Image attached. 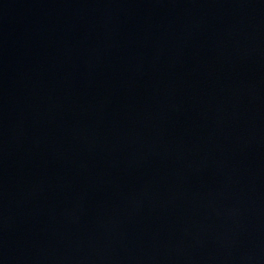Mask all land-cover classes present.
<instances>
[{"label": "water", "instance_id": "water-1", "mask_svg": "<svg viewBox=\"0 0 264 264\" xmlns=\"http://www.w3.org/2000/svg\"><path fill=\"white\" fill-rule=\"evenodd\" d=\"M0 264H264V0H0Z\"/></svg>", "mask_w": 264, "mask_h": 264}]
</instances>
